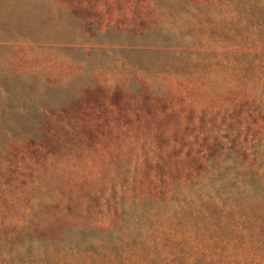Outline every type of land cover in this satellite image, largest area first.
Instances as JSON below:
<instances>
[{
  "label": "rangeland",
  "instance_id": "obj_1",
  "mask_svg": "<svg viewBox=\"0 0 264 264\" xmlns=\"http://www.w3.org/2000/svg\"><path fill=\"white\" fill-rule=\"evenodd\" d=\"M0 264H264V0H0Z\"/></svg>",
  "mask_w": 264,
  "mask_h": 264
}]
</instances>
